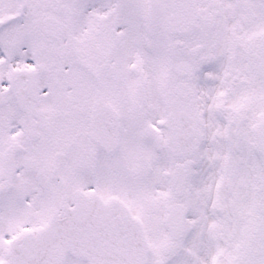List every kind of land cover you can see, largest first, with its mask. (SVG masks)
I'll list each match as a JSON object with an SVG mask.
<instances>
[{"label":"snow or ice","instance_id":"6c2138e0","mask_svg":"<svg viewBox=\"0 0 264 264\" xmlns=\"http://www.w3.org/2000/svg\"><path fill=\"white\" fill-rule=\"evenodd\" d=\"M0 264H264V0H0Z\"/></svg>","mask_w":264,"mask_h":264}]
</instances>
